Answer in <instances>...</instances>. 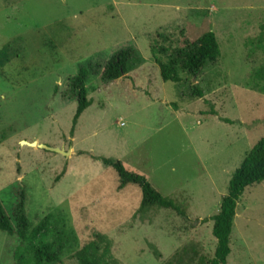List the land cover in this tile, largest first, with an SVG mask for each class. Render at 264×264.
Wrapping results in <instances>:
<instances>
[{"label":"rangeland","instance_id":"1","mask_svg":"<svg viewBox=\"0 0 264 264\" xmlns=\"http://www.w3.org/2000/svg\"><path fill=\"white\" fill-rule=\"evenodd\" d=\"M208 32L220 58L195 78L183 74L187 83L163 82L153 53L161 60L162 48ZM128 47L141 64L104 82L103 67ZM0 52V202L14 226L23 199L32 227L60 210L80 247L102 234L119 264L214 257L211 219L264 138V93L253 87L264 86V0H0ZM80 67L98 74L70 136L77 103L69 81ZM35 141L72 154L22 144ZM94 157L144 176L185 217L138 213L141 190H118L116 172ZM20 248L0 232V264H15ZM230 249L227 264H264V181L238 201ZM60 264L76 261L66 254Z\"/></svg>","mask_w":264,"mask_h":264},{"label":"trees","instance_id":"2","mask_svg":"<svg viewBox=\"0 0 264 264\" xmlns=\"http://www.w3.org/2000/svg\"><path fill=\"white\" fill-rule=\"evenodd\" d=\"M162 59L157 58L152 50L153 59L158 65L163 82L174 84L187 83L182 76L187 74L190 79L202 73L209 63L220 58L219 43L213 32L205 33L195 42H185L181 48H162ZM1 53V52H0ZM139 52L132 48H123L114 53L103 67L102 79L112 83L130 73L141 64ZM98 74L91 67H80L78 73L69 81L73 100L77 107L72 120V136L75 126L84 111L91 106L88 99L87 83L90 76ZM264 80V74L260 73ZM253 87L264 93V86L254 84ZM194 97H204L198 86H193ZM212 114H215L214 112ZM104 166L112 168L118 176V190L133 185L141 190V203L138 213L151 209H163L176 212L185 217L180 206L170 197L158 193L147 179L139 174L128 171L124 165L112 159L94 157ZM264 181V138L246 154L244 160L233 173L227 194L222 198L219 211L212 217V235L216 239L214 257L207 260L198 259L197 264H227L231 253L230 237L236 216L237 203L248 187L259 185ZM22 196V194H21ZM14 226L12 219L5 212L0 202V232L16 237L21 248L14 252L15 264H60L64 255L73 256L76 264H119L112 254L111 242L102 234H95L93 239L83 247L79 246L78 238L69 225L67 215L55 210L47 214L36 226L32 227L24 212L23 199L20 200L15 212Z\"/></svg>","mask_w":264,"mask_h":264},{"label":"water","instance_id":"3","mask_svg":"<svg viewBox=\"0 0 264 264\" xmlns=\"http://www.w3.org/2000/svg\"><path fill=\"white\" fill-rule=\"evenodd\" d=\"M194 81H195V79L193 80V82ZM22 144L23 145H27V146L32 147V148H42V149L48 150V151L53 152V153H56V154H61L64 157H69L72 154V149H69V150L65 151L64 148H62V149H59V148H50V147H46L44 145H41V144H39L36 141L33 142V143L22 142Z\"/></svg>","mask_w":264,"mask_h":264}]
</instances>
